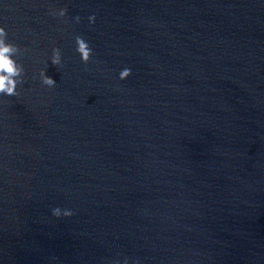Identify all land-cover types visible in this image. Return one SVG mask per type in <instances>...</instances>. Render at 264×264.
I'll return each mask as SVG.
<instances>
[{
	"label": "water",
	"instance_id": "water-1",
	"mask_svg": "<svg viewBox=\"0 0 264 264\" xmlns=\"http://www.w3.org/2000/svg\"><path fill=\"white\" fill-rule=\"evenodd\" d=\"M0 26V264H264V0H0Z\"/></svg>",
	"mask_w": 264,
	"mask_h": 264
},
{
	"label": "clouds",
	"instance_id": "clouds-1",
	"mask_svg": "<svg viewBox=\"0 0 264 264\" xmlns=\"http://www.w3.org/2000/svg\"><path fill=\"white\" fill-rule=\"evenodd\" d=\"M68 13L67 7H62L55 10H50L49 14L55 17L63 18ZM90 23L95 22V16H90ZM76 22L80 21V17L75 18ZM7 31L4 26H0V95L17 96V86L22 84L24 76V67L14 57H18L21 54V50L18 45L7 40ZM76 51L80 55L83 63L87 64L93 54L92 48L89 43L82 37H75ZM51 63L55 66L62 64L61 49L59 47H53L51 55ZM131 75V69L125 68L119 73V79L124 80ZM39 77L42 85L49 88H53L56 82L53 78L46 75V69H41ZM52 215L59 218L61 216L70 217L74 215V212L70 209L61 210L59 207L52 209ZM127 264V260H125ZM138 264V261L136 262Z\"/></svg>",
	"mask_w": 264,
	"mask_h": 264
}]
</instances>
